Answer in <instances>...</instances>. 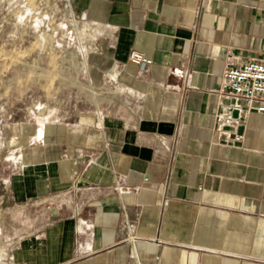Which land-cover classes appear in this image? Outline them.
<instances>
[{
    "label": "crops",
    "instance_id": "0c3cea01",
    "mask_svg": "<svg viewBox=\"0 0 264 264\" xmlns=\"http://www.w3.org/2000/svg\"><path fill=\"white\" fill-rule=\"evenodd\" d=\"M61 1L96 22L94 104L5 124L22 161L1 184L26 216L9 263L264 264V112L230 145L214 121L227 56L264 60V0Z\"/></svg>",
    "mask_w": 264,
    "mask_h": 264
},
{
    "label": "rangeland",
    "instance_id": "374dc122",
    "mask_svg": "<svg viewBox=\"0 0 264 264\" xmlns=\"http://www.w3.org/2000/svg\"><path fill=\"white\" fill-rule=\"evenodd\" d=\"M89 22L73 18L61 0H0V257L23 232L25 213L11 210L7 188L9 153L5 139L11 120L73 117L74 108L94 104L84 80ZM96 99L98 97L95 95ZM41 108V109H39Z\"/></svg>",
    "mask_w": 264,
    "mask_h": 264
},
{
    "label": "built area",
    "instance_id": "2783aa9c",
    "mask_svg": "<svg viewBox=\"0 0 264 264\" xmlns=\"http://www.w3.org/2000/svg\"><path fill=\"white\" fill-rule=\"evenodd\" d=\"M95 26L96 22H89V27ZM128 60L141 68L151 64L150 59L134 50L128 53ZM222 78V85L216 91L215 132L221 143L230 145L242 140L238 130L249 113L264 112V60L250 59L238 63L232 55H228ZM36 134H39V128ZM9 161L20 164L22 155L13 150L9 153Z\"/></svg>",
    "mask_w": 264,
    "mask_h": 264
}]
</instances>
